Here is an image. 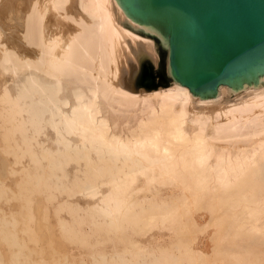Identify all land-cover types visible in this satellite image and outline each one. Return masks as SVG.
<instances>
[{"label":"bare ground","instance_id":"obj_1","mask_svg":"<svg viewBox=\"0 0 264 264\" xmlns=\"http://www.w3.org/2000/svg\"><path fill=\"white\" fill-rule=\"evenodd\" d=\"M123 20L116 0H0V154L19 176L0 264H46L16 224L31 232L50 205L92 264H264V86L137 89L133 70L159 56Z\"/></svg>","mask_w":264,"mask_h":264},{"label":"water","instance_id":"obj_2","mask_svg":"<svg viewBox=\"0 0 264 264\" xmlns=\"http://www.w3.org/2000/svg\"><path fill=\"white\" fill-rule=\"evenodd\" d=\"M120 25L154 41V81L193 96L264 86V0H116Z\"/></svg>","mask_w":264,"mask_h":264},{"label":"rangeland","instance_id":"obj_3","mask_svg":"<svg viewBox=\"0 0 264 264\" xmlns=\"http://www.w3.org/2000/svg\"><path fill=\"white\" fill-rule=\"evenodd\" d=\"M156 65L151 63L149 59L146 58H143L140 61L139 65L133 70L132 74V78L135 80H133L135 88L142 89L145 92H151L158 88H163L157 85L154 81V71ZM232 97L233 96H231V98ZM1 146L0 142V148ZM0 162H4L2 164H4L3 166L5 168V170L0 171V180H2L9 188V191L6 193L8 200L6 201L4 198L0 199L1 216L3 214H8L9 211H17L19 208V200L11 198V191L15 192L19 176L9 172V168L12 166L11 155L1 153ZM163 194L168 193L163 191ZM34 212L37 219L29 222L32 228L31 232H21V219H19L16 224L19 240L25 242L24 251L30 253L31 260L39 261L42 259L46 264H52L53 260L66 256L67 260L72 264H81V260H84L87 264H92L90 254L87 250L84 248H77L76 245L68 242L61 236L57 225V219L53 213L52 205H50L46 218L42 217L43 214L41 209L36 208L34 209ZM61 217L65 218L67 215L65 213H61ZM206 218L207 217L204 212L197 214L196 217L198 224H203ZM153 234H159L158 230H153ZM167 237V235H163L160 240L167 241ZM92 240H94V237H92ZM196 246L205 252H209L210 241L208 233L199 235ZM14 250H16V247L9 245L8 242L0 236V252L5 262L10 260L11 252ZM107 250H109L108 247Z\"/></svg>","mask_w":264,"mask_h":264}]
</instances>
